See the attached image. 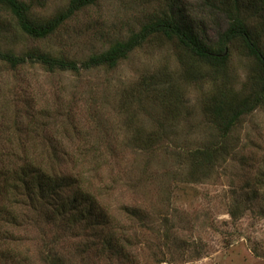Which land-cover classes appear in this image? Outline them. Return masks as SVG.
<instances>
[{
	"label": "rangeland",
	"instance_id": "rangeland-1",
	"mask_svg": "<svg viewBox=\"0 0 264 264\" xmlns=\"http://www.w3.org/2000/svg\"><path fill=\"white\" fill-rule=\"evenodd\" d=\"M69 1L32 0L33 11L47 19ZM171 4L193 13L208 44L218 40L225 19L212 18L199 0H100L46 40L7 34L2 47L82 61ZM251 67L235 43L216 82L243 93ZM180 68L161 37L113 68L77 74L0 63V168L11 158L50 161L56 183L68 185L62 200L89 198L108 217L101 229L67 223L52 215L56 190L38 209L19 196L21 205L7 208L12 217L2 209L0 264H264V189L256 182L264 170V107L241 117L218 143L203 111L212 71L190 82L180 79ZM162 74L176 86L172 118L160 112L157 91L138 93L144 78ZM216 143L214 167L190 179L187 155Z\"/></svg>",
	"mask_w": 264,
	"mask_h": 264
},
{
	"label": "trees",
	"instance_id": "trees-1",
	"mask_svg": "<svg viewBox=\"0 0 264 264\" xmlns=\"http://www.w3.org/2000/svg\"><path fill=\"white\" fill-rule=\"evenodd\" d=\"M99 1L70 0L65 9L42 19L33 11L32 0H0V63L11 70L30 64L39 65L48 72L77 74L96 68H113L147 40L161 37L177 52L181 66L180 79L191 82L201 77L203 70L212 71V74L207 75L210 90L203 100V111L218 134L216 142L219 143L220 138L224 139L241 117L264 107V0H199L212 18L219 16L225 19L224 29L211 45L203 36L205 30H201L193 21V13L174 10L171 4L167 12L152 18L137 32H131L121 39L112 38L107 49L82 61L40 50L16 54L13 48L2 47L3 36L7 34L22 35L35 41L46 40L56 35L77 13L95 6ZM235 43L241 54L252 61L247 84L240 94L234 92L226 81L222 85L216 82L217 76L226 74L229 49ZM170 78L168 74L146 77L137 87L140 89L139 95L157 91L161 97L160 112L172 118L175 104L170 103L177 95L176 86L170 82ZM132 99H135L134 93ZM152 143L147 150H152ZM218 143L196 148L187 155L185 165L192 175L190 179L201 177L214 167L221 150ZM5 163L0 168V201H5V205L0 206V219L6 216L2 213L4 208V212L13 216V209L21 205L19 196L26 201V207L38 209L45 204L48 192L56 190L57 195L52 196L48 203L55 207L52 215L57 220L67 217V223L84 221L95 229H101L107 223L108 217L89 198L74 195L68 200L61 199L68 185L56 183L55 168L50 161L43 158H28L24 161L11 158L6 159ZM33 180H36L35 185L31 183ZM256 182L260 184V189H264V170L259 172ZM9 207L13 209H7Z\"/></svg>",
	"mask_w": 264,
	"mask_h": 264
}]
</instances>
